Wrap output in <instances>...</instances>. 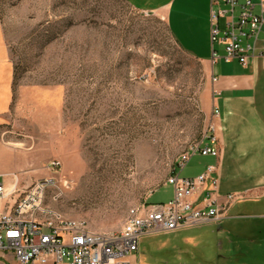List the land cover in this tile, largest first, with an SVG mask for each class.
<instances>
[{"label":"rangeland","instance_id":"1","mask_svg":"<svg viewBox=\"0 0 264 264\" xmlns=\"http://www.w3.org/2000/svg\"><path fill=\"white\" fill-rule=\"evenodd\" d=\"M0 24L13 67L16 133L30 130L27 139L37 143L10 177H51L45 204L93 231L122 230L149 194L148 204L170 200L164 183L176 159L207 128L199 95L208 77L165 15L125 0H0ZM40 126L47 129L41 148ZM205 158L194 154L176 173L196 176ZM16 189L0 201L3 210L24 188ZM238 209L219 224L146 235L130 263L223 264L231 242L263 236L254 227L259 219L238 217L247 213Z\"/></svg>","mask_w":264,"mask_h":264},{"label":"built area","instance_id":"2","mask_svg":"<svg viewBox=\"0 0 264 264\" xmlns=\"http://www.w3.org/2000/svg\"><path fill=\"white\" fill-rule=\"evenodd\" d=\"M219 1L228 8H221ZM210 38L212 62L222 57L225 62L236 60L246 65L249 57L264 54V0H211ZM218 152L215 126L209 123L202 139L176 159L167 180L172 186L171 199L156 204L144 202L139 209L141 218L132 220L130 229L120 235L90 234L74 227L73 220L45 204L46 190L53 179L33 181L11 200V206L0 211V264H131L128 257L138 250L143 236L219 223L237 195L230 193L220 199L215 164L206 165L193 177L179 174L194 154L217 157ZM51 166L58 169L60 163L53 161ZM16 191V187L0 182V201L10 199Z\"/></svg>","mask_w":264,"mask_h":264},{"label":"crops","instance_id":"3","mask_svg":"<svg viewBox=\"0 0 264 264\" xmlns=\"http://www.w3.org/2000/svg\"><path fill=\"white\" fill-rule=\"evenodd\" d=\"M125 1L135 9L164 14L167 27L179 46L206 65L208 82L199 95V110L206 125L215 126L219 152L217 157L205 156L204 165L216 166V191L221 200L230 193L237 195L225 217L237 207L241 211L240 206H244L247 213L239 212L236 216L259 219V225L254 227L263 235L257 240L230 243L227 251L236 263H232L231 257L230 261L224 255L221 258L225 260L223 264H264V54L249 57L246 65L236 60L225 62L222 57L211 61V0ZM219 6L228 8L222 1ZM12 104L13 67L0 24V177L5 186L22 189L36 178L17 181L10 176L14 164L37 149V143L27 139L31 137L30 130L27 135L16 133ZM30 124L21 123L20 127L29 128ZM39 132L41 148L47 143L46 126H40ZM36 156L43 161L41 155L36 153Z\"/></svg>","mask_w":264,"mask_h":264},{"label":"bare ground","instance_id":"4","mask_svg":"<svg viewBox=\"0 0 264 264\" xmlns=\"http://www.w3.org/2000/svg\"><path fill=\"white\" fill-rule=\"evenodd\" d=\"M174 172V171H173ZM173 174V173H171ZM171 175L169 176L168 179H170ZM140 208H132L130 210L129 213V220L127 222V225L125 226V228H123L120 231H93L88 229L82 222L73 220V225L76 228H82L85 229L87 232H89L90 234H97V235H106V236H113V235H120V233H124L126 232L128 229H130V222L132 220H138L141 218V210H139Z\"/></svg>","mask_w":264,"mask_h":264},{"label":"trees","instance_id":"5","mask_svg":"<svg viewBox=\"0 0 264 264\" xmlns=\"http://www.w3.org/2000/svg\"><path fill=\"white\" fill-rule=\"evenodd\" d=\"M177 42V41H176Z\"/></svg>","mask_w":264,"mask_h":264}]
</instances>
